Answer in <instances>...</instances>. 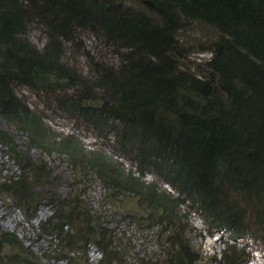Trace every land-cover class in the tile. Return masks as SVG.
Returning <instances> with one entry per match:
<instances>
[{
	"label": "trees",
	"instance_id": "16d2710c",
	"mask_svg": "<svg viewBox=\"0 0 264 264\" xmlns=\"http://www.w3.org/2000/svg\"><path fill=\"white\" fill-rule=\"evenodd\" d=\"M197 24L213 38L203 41L210 58L192 69L182 61L189 50L180 34ZM85 33L103 52L86 48ZM20 86L129 167L73 134L52 132ZM0 120L26 142L17 145L0 125L1 150L17 166L0 175V192L27 217L39 204L51 210L38 228L43 246L33 250L0 224V264H87L91 246L95 264H125L117 229L84 208L91 178L106 199L130 196L147 206L145 216H127L158 225V237L168 232L163 260L143 264L196 263L178 223L188 211L209 233L264 243V0H0ZM32 147L64 157L73 195L51 191L53 167L30 156ZM242 251L225 243L210 264H242Z\"/></svg>",
	"mask_w": 264,
	"mask_h": 264
},
{
	"label": "rangeland",
	"instance_id": "374dc122",
	"mask_svg": "<svg viewBox=\"0 0 264 264\" xmlns=\"http://www.w3.org/2000/svg\"><path fill=\"white\" fill-rule=\"evenodd\" d=\"M85 34L82 42L86 45V48L90 49L91 47L92 49L96 47L103 52L97 45L95 38L88 33ZM212 35V29L199 24L181 32L180 37L182 41L188 45L189 50L182 58V61L192 69L195 65L207 61L211 53L209 50L203 49V45H206L203 41L209 38L211 39ZM29 38L38 46H41L44 42L43 36L36 29H31L29 31ZM108 51L109 50H107V52ZM76 61V65L79 66L83 73H86L88 71V66L85 59L76 55ZM107 62H115V60L110 57L107 59ZM17 92L30 106L39 110L40 113L44 115L46 125L52 132L56 134H73V136L80 139L85 149L101 150L105 152L106 155L111 156L112 160L122 161L125 164V168L129 167L124 159L112 154L113 152L110 147L101 145L103 141L99 142L87 131L78 129V126L63 113L54 111L50 108L45 110L46 107H50L51 105L48 101L23 86L18 87ZM0 125L14 136L17 145L24 147L26 142L22 134L19 132L16 133L12 125L5 121L0 120ZM29 155L41 157L44 165H46V163L52 165V172H55V174H53L54 177L50 183V189L53 193H60L67 196L73 195V189L71 190V187L68 185V167L65 165L64 157L41 154L40 150L34 147L30 149ZM16 169L17 166L15 163L9 155L2 152L0 147L1 177L15 173ZM146 179L152 180L154 177L148 174ZM158 184L162 188L169 189L168 186L161 183V181H158ZM84 185V196L82 198L85 202L84 208L89 211V215L98 216L101 222L104 221L105 224L112 225L117 229L114 234L118 242L124 246L125 254H122L123 257L121 258L126 261L125 264H136L138 258V262L141 261L142 264L145 263L146 260L155 261L156 258L163 260L164 241L165 238H167L168 232L158 237V225L156 226L152 221L147 222L143 220L138 223L134 220L135 216H137L135 213L138 214L144 210L140 215L145 216L147 214V206L136 205L137 201H134V198L132 199L130 196L123 197L122 202L112 201L108 196L106 199V190L96 178L87 180ZM50 212L51 210L46 204H39L36 212L32 216L27 217L22 209L18 207L10 193L0 192V224L2 228L14 232L25 244L30 245L29 249L31 250L43 246L40 244L42 233L38 232V228L40 220L45 219ZM126 213L134 215V218L127 216ZM104 222H102V224H104ZM178 223L187 230L186 232H182L181 238L187 244L192 256L197 259L195 264H210L214 258L220 256L221 251L225 247V243L231 242L243 249L242 253H244V257H247V260L242 264H264V243L254 242L248 236L230 240L227 231L219 230L209 233L199 214L194 211H188L187 216L181 218ZM87 257V264H95L99 257V253L91 246L88 248Z\"/></svg>",
	"mask_w": 264,
	"mask_h": 264
}]
</instances>
